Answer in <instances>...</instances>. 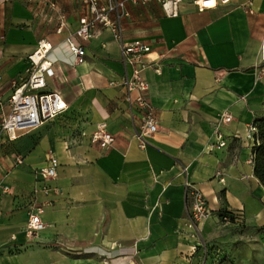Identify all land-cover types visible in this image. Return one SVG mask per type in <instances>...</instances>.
Instances as JSON below:
<instances>
[{
    "label": "crops",
    "instance_id": "obj_1",
    "mask_svg": "<svg viewBox=\"0 0 264 264\" xmlns=\"http://www.w3.org/2000/svg\"><path fill=\"white\" fill-rule=\"evenodd\" d=\"M126 10L121 42L97 25L76 63L65 39L85 13L81 0H0V120L42 39L54 71L42 92L67 106L12 141L0 137V183L10 188L0 195V264H264V187L247 139L264 117V0H217L206 11L183 0L176 17L155 0ZM136 39L160 68L144 73L157 127L144 149L143 113L120 85L129 74L121 43ZM102 123L114 139L105 149L91 142ZM216 127L226 146L211 150ZM50 157L56 176L40 180ZM185 182L212 212L198 233ZM33 206L44 229L27 239ZM225 212L236 222L222 223Z\"/></svg>",
    "mask_w": 264,
    "mask_h": 264
},
{
    "label": "built area",
    "instance_id": "obj_2",
    "mask_svg": "<svg viewBox=\"0 0 264 264\" xmlns=\"http://www.w3.org/2000/svg\"><path fill=\"white\" fill-rule=\"evenodd\" d=\"M152 0H81L84 7V15L79 18L77 29L67 36L65 43L70 53L75 57L76 63L84 62V49L81 44L89 42L95 37V28L97 25L108 28L114 32L116 39L121 42L122 30L120 22L128 13L126 3L138 4L146 3ZM160 3L164 13L169 17L178 15L179 5L183 0H155ZM227 0H222L226 2ZM193 3L199 11L212 10L217 6V0H193ZM64 22H60L63 27ZM52 44L42 39L37 43L35 50L28 55V66L26 69L27 77L22 80L18 86H14L9 100V113L0 120V137L5 134L9 141L17 138L19 132L38 127L44 121L52 120L66 111L67 106L61 95L57 91L42 92L46 87V77L53 76V62L49 59L52 51ZM151 52L149 45L141 40H133L121 43V58L125 67L129 68V74L122 78L120 85L126 89L127 101L130 105H135L144 116L141 132L136 135L138 145L141 149L146 146L145 136L151 135L157 131L156 120L153 115L152 106L147 98L149 89L148 82L144 77L146 69L152 68L156 75L160 74L158 65L151 64L146 60ZM134 94L132 97L131 95ZM232 120L229 113L224 112L221 117V123L227 124ZM215 143L209 147L211 150L221 149L226 146V141L218 130L215 129ZM256 128L252 125L248 129L247 139L255 142ZM91 142L102 149L111 146L114 142L113 136L109 134L105 125L99 124L96 131L91 135ZM16 165L22 164V158L15 156ZM57 161L54 157L49 158L46 166L35 171L36 177L40 180L53 179L56 176ZM219 182H223L220 172H216ZM187 187L186 195L190 199L189 227L198 233V224L212 215L208 208L205 197L201 192L194 189L185 182ZM10 188L0 183V195L9 193ZM48 191V190H47ZM43 209L39 206H33L29 214L25 230V237L32 239L44 229L40 220ZM238 214H224L220 221L224 224L236 222ZM14 239V238H13Z\"/></svg>",
    "mask_w": 264,
    "mask_h": 264
},
{
    "label": "trees",
    "instance_id": "obj_3",
    "mask_svg": "<svg viewBox=\"0 0 264 264\" xmlns=\"http://www.w3.org/2000/svg\"><path fill=\"white\" fill-rule=\"evenodd\" d=\"M253 126L256 128L253 147L254 175L264 187V117L256 119ZM224 214L227 213H221L220 217Z\"/></svg>",
    "mask_w": 264,
    "mask_h": 264
},
{
    "label": "rangeland",
    "instance_id": "obj_4",
    "mask_svg": "<svg viewBox=\"0 0 264 264\" xmlns=\"http://www.w3.org/2000/svg\"><path fill=\"white\" fill-rule=\"evenodd\" d=\"M33 237H35V236H33Z\"/></svg>",
    "mask_w": 264,
    "mask_h": 264
}]
</instances>
